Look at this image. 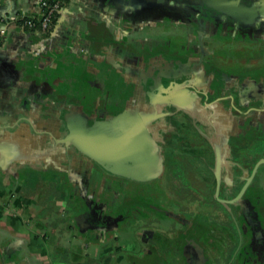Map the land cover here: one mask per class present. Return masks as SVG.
<instances>
[{
	"label": "flooded vegetation",
	"instance_id": "flooded-vegetation-1",
	"mask_svg": "<svg viewBox=\"0 0 264 264\" xmlns=\"http://www.w3.org/2000/svg\"><path fill=\"white\" fill-rule=\"evenodd\" d=\"M225 5L235 8L239 18L226 15ZM239 8L262 13L264 5L256 0H171L177 24L185 21L186 30L197 34L188 51L196 57L184 59L183 50L162 45L151 55L145 51L130 73L138 110L130 104L120 107L122 97L115 95L97 103L94 112L82 104L69 107L58 120L64 130L60 144L71 115H84L89 125L123 112L160 116L147 127L161 162L149 181L113 175L65 148L66 160L74 164L68 171L62 167L70 181H75V167L82 177L79 189H94L91 199L80 193L82 205L71 210V219L83 224L85 234L106 236L116 225L152 220V241L138 248L147 264H264V74L244 77L233 59L216 52L223 40L251 41L264 28L262 21L257 29L244 13L240 17ZM161 85L177 104H150L149 93ZM0 184L10 188L11 180L0 175Z\"/></svg>",
	"mask_w": 264,
	"mask_h": 264
},
{
	"label": "crops",
	"instance_id": "crops-1",
	"mask_svg": "<svg viewBox=\"0 0 264 264\" xmlns=\"http://www.w3.org/2000/svg\"><path fill=\"white\" fill-rule=\"evenodd\" d=\"M39 1L0 0V175L11 180L10 188L0 184V231L7 232L0 236V264H147L138 248L152 241V220L125 222L93 237L71 219L72 208L82 205L79 194L95 195L92 187L79 189L75 167L74 182L62 169L74 164L59 144L64 130L57 122L69 107L97 111L107 96L120 95V107L138 110L130 73L145 51L151 55L162 45L195 58L188 51L197 34L185 21L177 24L171 0H68L46 34L12 25L20 16L38 17ZM259 13L264 23V10ZM258 32L251 41L216 46L244 77L264 74V28Z\"/></svg>",
	"mask_w": 264,
	"mask_h": 264
},
{
	"label": "water",
	"instance_id": "water-1",
	"mask_svg": "<svg viewBox=\"0 0 264 264\" xmlns=\"http://www.w3.org/2000/svg\"><path fill=\"white\" fill-rule=\"evenodd\" d=\"M130 3L135 5V2ZM206 5L210 10L216 8V10H220L212 3H206ZM224 8L228 11L226 15L239 18L235 8L231 9L226 5ZM258 10L257 8L253 13L246 8H239L240 17L244 13L251 23L262 25ZM169 99L167 92L163 91V85L157 92L149 93V102L152 105L168 104L171 101L178 102L176 99V101ZM159 117L154 113L132 115L129 112H123L112 120L99 121L89 125L88 119L84 115H71L65 121L67 134L60 144L66 149L72 147L108 173L133 181H149L155 178L153 168L158 169L161 162L156 157L157 148L147 127L149 122Z\"/></svg>",
	"mask_w": 264,
	"mask_h": 264
},
{
	"label": "built area",
	"instance_id": "built-area-1",
	"mask_svg": "<svg viewBox=\"0 0 264 264\" xmlns=\"http://www.w3.org/2000/svg\"><path fill=\"white\" fill-rule=\"evenodd\" d=\"M68 0H40V14L36 18L20 16L12 25L24 27L38 34H46L53 26L57 17L66 9ZM4 31H0V46L3 44Z\"/></svg>",
	"mask_w": 264,
	"mask_h": 264
},
{
	"label": "rangeland",
	"instance_id": "rangeland-1",
	"mask_svg": "<svg viewBox=\"0 0 264 264\" xmlns=\"http://www.w3.org/2000/svg\"><path fill=\"white\" fill-rule=\"evenodd\" d=\"M164 189H165V188H164ZM6 194H7V193H6ZM3 195H4V194H3ZM10 230H11V234L14 233V230H13V229H10ZM16 231H17V230H16ZM0 232H4V233H0V236L6 235V233H7L4 229H1ZM128 253H129L130 256H135V253H134V252H131V253L128 252ZM133 258H135V257H133Z\"/></svg>",
	"mask_w": 264,
	"mask_h": 264
}]
</instances>
